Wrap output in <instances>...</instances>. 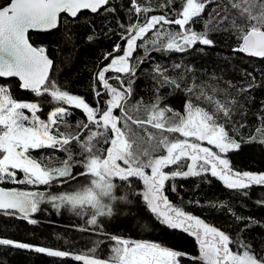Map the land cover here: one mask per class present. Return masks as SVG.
Segmentation results:
<instances>
[{"label":"snow or ice","instance_id":"obj_1","mask_svg":"<svg viewBox=\"0 0 264 264\" xmlns=\"http://www.w3.org/2000/svg\"><path fill=\"white\" fill-rule=\"evenodd\" d=\"M130 3L137 17L142 12L151 11L148 7H141L138 0H130ZM208 3L210 0H180L177 7L176 0H165L160 5L167 9L163 14L146 16L142 23L126 26L121 36L124 46L114 45L113 52L105 56L110 63L96 75V82L104 92L94 88V95L108 97L102 107H93L84 97L61 90L50 79L53 61L44 47L30 43L29 32L57 29L62 14L75 18L82 10L98 13L106 8L109 0H5L0 4V78H17L20 89L33 93L35 97L48 96L58 105L44 120L39 115L42 109L39 102L19 101L13 98L8 87L0 86V183L10 181L17 185L39 186L59 181L64 184L76 180L74 168L77 166L83 169L79 175L91 178L87 185L58 194L0 187V210L12 215L19 213L22 219L36 223L31 215L40 211L42 203H50L56 210L62 207L72 211L91 209L87 222L96 225L98 218L113 214L112 208L105 203V198L112 197L113 179L118 177L126 181L138 177L146 188L144 200L157 214L160 224L169 229H180L196 238L199 244V256L194 258L196 264H264V256L257 255L245 242H237L234 251L230 247L233 241L229 235L173 207L163 195L165 182L169 179L207 173L232 190L264 186V173L234 171L230 166L227 155L233 151L243 152L245 145L243 141L230 137L217 119L220 113L230 115L228 107L203 93L201 95L214 106V112L189 101L183 114L176 113L162 105L159 96L144 108L145 119L133 118L125 107L132 89L130 81L121 77L135 75L137 68L131 61L138 49L145 48L148 52L146 46L150 43L151 51L182 53L197 44L214 45L208 31L197 32L191 27L205 12ZM231 9L235 10L237 17L232 20L238 39L234 51L264 58V0H231ZM216 19L227 21L228 16L217 14ZM173 25L178 26V30H172ZM206 28L211 30L209 25ZM110 71L119 74L115 77L120 82L119 88L113 87L106 79V73ZM154 71L162 77V83H175L159 66ZM69 108L79 109L86 116L87 123L78 125V128L87 130L94 126L95 130L89 131L86 138L82 139L79 131L60 130L70 115ZM117 110L120 115L115 114ZM130 125L150 126L158 134L148 133L149 147L141 149ZM258 132L260 143L264 144V130ZM164 133L179 135L171 137ZM105 134H109L104 141L108 146L101 153L93 141ZM256 139L251 138L253 142ZM205 142L212 147L204 146ZM73 143L82 149L78 160L68 147ZM42 148L64 151L68 154L67 159L58 167H46L30 155V150ZM184 161L187 162L186 171H164ZM18 173H23V178H19ZM258 203L264 206V200ZM236 219L243 221L245 218L237 216ZM113 239L118 246L110 264H176V258L180 256V253L157 243L130 244L127 240ZM0 246L32 249L50 257H71L83 261V264H104L80 254L6 238H0Z\"/></svg>","mask_w":264,"mask_h":264},{"label":"trees","instance_id":"obj_2","mask_svg":"<svg viewBox=\"0 0 264 264\" xmlns=\"http://www.w3.org/2000/svg\"><path fill=\"white\" fill-rule=\"evenodd\" d=\"M4 2L5 0H0V4ZM164 2L165 0H138L141 7H148L151 11L142 12L137 17L130 0H109L106 8L98 13L82 11L75 18L62 14L57 29L29 32V40L33 45L46 49L53 60L50 79L61 90L84 97L93 107H102L107 96L97 98L94 88L104 92L96 82V75L110 63L105 56L113 52L114 45L124 46L121 36L126 26L142 23L146 16L167 11L160 7ZM179 3L180 0H176L177 7ZM174 14L173 12L172 15ZM217 14L227 15V21L217 20ZM236 18L235 10L231 9V0H210L205 12L191 27L197 32L208 31L214 41L213 46L197 44L182 53L151 51L150 43L146 46L150 51L138 49L131 61L137 68L135 75L122 76L123 80L130 81L132 89L125 107L133 118L145 119L144 108L153 104L159 96L160 103L176 113L183 114L189 101L214 112V106L204 98L212 96L214 100L224 103L230 111L228 116L222 113L217 115L219 123L230 137L243 141L245 145L243 152L233 151L227 155L230 166L234 171L262 173L264 144L260 143L258 130H264V58L249 57L234 51L238 46V39L232 28V20ZM172 30H178V26L173 25ZM151 38L150 33L149 39ZM158 66L175 83H162V77L154 71ZM111 75L119 74L110 71L106 73V78L113 87H120L116 78H110ZM0 86L8 87L13 98L19 101L39 102L42 105L41 118H45L47 112L54 107L48 96L35 99L33 93L20 89L15 78H0ZM189 88L193 91L189 92ZM70 109V115L66 118L67 128L73 133L79 131L82 138L86 134L85 129L78 128V125L87 123L86 116L79 109ZM116 115H120L119 110ZM130 126L136 137L143 140L141 149L148 144V133L158 134L150 126ZM107 135L109 134L93 141L101 153L108 146L104 142ZM164 135L178 137V134ZM252 137L257 139L253 142ZM68 147L78 160L82 151L79 145L73 143ZM160 154L164 153H156ZM30 155L42 165L54 168L60 166L68 154L58 149L42 148L32 151ZM186 163L184 161L164 170L168 173L186 171ZM82 171V167H75L76 180L64 184L56 181L51 185L31 186L5 181L0 185L5 188L58 194L87 185L91 178L79 175ZM18 177L20 178V173ZM113 183L115 188L112 197L105 198V203L112 208L113 214L98 218L96 225L87 222L91 209L72 211L68 207H62L56 210L50 203H42L40 211L31 215L36 223L22 219L19 213L12 215L0 210V238L104 259L111 252L113 237H121L160 244L180 253L177 264H196L194 258L199 256L196 238L180 229H169L160 224L157 214L151 211L144 200L142 180L131 177L121 181L117 177L113 179ZM163 195L173 207L202 219L229 235L233 241L230 247L234 251L237 250V242L243 241L257 255L264 256V206L258 203L264 200V186L253 185L246 190H232L207 173L169 179L165 182ZM237 216L245 219L237 220ZM0 264H83V261H76L71 257H50L32 249L0 246Z\"/></svg>","mask_w":264,"mask_h":264},{"label":"rangeland","instance_id":"obj_3","mask_svg":"<svg viewBox=\"0 0 264 264\" xmlns=\"http://www.w3.org/2000/svg\"><path fill=\"white\" fill-rule=\"evenodd\" d=\"M115 77H117V75H111L110 76V78H112V79H115ZM107 79V78H106ZM121 79H122V77H121ZM118 82H119V80H117ZM119 85H120V82H119ZM117 88H119V87H117ZM34 95V94H33ZM34 97H35V95H34ZM38 97H35V99H37ZM50 98V97H49ZM108 98V97H107ZM49 102H51V100H49ZM52 103V102H51ZM53 104H54V107H56V106H58L55 102H53ZM53 107V108H54ZM65 107H68V106H66L65 105ZM95 107H97V106H95ZM53 108H51L50 110H49V112L53 109ZM69 111H71V109L69 108ZM49 112H47V114H46V117L45 118H41V119H44V120H46L47 119V116H48V113ZM115 114H116V112H115ZM39 115H40V117H41V112L39 113ZM66 121H67V119H66ZM64 122V123H62L61 124V126H60V130L61 131H71V130H68V128H67V122ZM84 124V123H83ZM93 127V128H92ZM92 130H95L94 129V126H91L89 129H87V130H84V132L86 133L84 136H82V139H84V138H86L87 137V135L89 134V131H92ZM71 132H73V131H71ZM83 133V132H82ZM179 135V134H178ZM108 136V135H107ZM138 138V137H137ZM137 144L140 146V148H142L143 147V140L142 139H137ZM204 146H206V147H212V146H210V145H207L206 144V142H205V144H204ZM149 147V145L147 144L146 146H145V148H148ZM32 151H34V150H30V153L32 152ZM187 170V169H186ZM148 172H149V174H150V169L149 170H147ZM165 171V170H164ZM168 173V172H167ZM253 173H257V172H253ZM262 173H264V172H262ZM20 178H23V173H20ZM143 186H144V184H143ZM26 190H29V189H26ZM146 191V188H145V186H144V189H143V195H144V192ZM161 207H163V205H161ZM116 238H118V239H121V240H127V241H129V243L130 244H134V243H153V242H145V241H135V240H129V239H125V238H121V237H116ZM118 245H117V241L116 240H114V242H113V244H112V246H111V252L104 258V259H98V260H100V261H102V262H104V264H110V262H111V260H112V258H113V256H114V249L117 247ZM75 255V254H74ZM85 257H88V256H85ZM89 258H93V257H89ZM96 259V258H95ZM176 264H177V258H176Z\"/></svg>","mask_w":264,"mask_h":264},{"label":"water","instance_id":"obj_4","mask_svg":"<svg viewBox=\"0 0 264 264\" xmlns=\"http://www.w3.org/2000/svg\"><path fill=\"white\" fill-rule=\"evenodd\" d=\"M82 11H88V12H91L90 10H82ZM81 11V12H82ZM92 13V12H91ZM79 14V13H78ZM65 15H67V14H65ZM68 16V15H67ZM68 17H70V16H68ZM70 18H73V17H70ZM30 32H45V31H30ZM30 43H31V41H30ZM33 46H35V45H33ZM35 47H38V46H35ZM238 47V46H237ZM236 47V48H237ZM235 48V49H236ZM47 52V51H46ZM244 54V53H243ZM48 55V54H47ZM244 55H246V54H244ZM248 56V55H247ZM50 58V57H49ZM256 58H259V57H256ZM51 59V58H50ZM52 60V59H51ZM53 61V60H52ZM52 68V67H51ZM50 72H51V69H50V71H49V76H50ZM3 79H10V78H3ZM17 81H18V79L17 78H15ZM19 82V81H18ZM0 187H3V186H1L0 185ZM5 188V187H4ZM19 190H24V189H19Z\"/></svg>","mask_w":264,"mask_h":264}]
</instances>
